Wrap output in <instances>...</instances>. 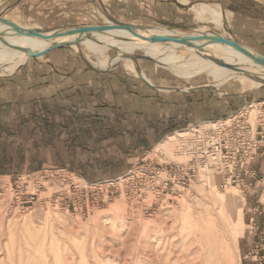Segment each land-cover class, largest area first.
Returning <instances> with one entry per match:
<instances>
[{
  "label": "rangeland",
  "instance_id": "rangeland-1",
  "mask_svg": "<svg viewBox=\"0 0 264 264\" xmlns=\"http://www.w3.org/2000/svg\"><path fill=\"white\" fill-rule=\"evenodd\" d=\"M178 1L185 9V19L191 21L183 29L163 24H137L136 28L215 34L264 55V0L254 2L259 9L251 0L248 8L240 6L246 22L239 29L228 16L232 5L221 0ZM72 3L71 9L60 0L48 4L45 11L55 12L50 17L4 18L46 33L124 24L111 17L108 2ZM214 13L220 14V24ZM0 33L16 34L6 25H0ZM89 38L99 44L93 35ZM184 48L173 51L175 65L180 67L178 72H193L197 65ZM65 51L99 73H118L142 83L138 72L143 75L144 71L155 88L201 89L229 98L237 106L222 117L164 130L143 147L128 145L111 159L95 157L101 149L97 142L92 143L93 153L85 142L78 145L75 139L68 142L72 151L59 146L57 157L41 152L38 159H8L4 156L8 147L0 143L4 153L0 151V176L8 182L17 175H31L39 182L38 195L26 213L0 212V264H264V163L258 154L254 162L242 166L244 148L237 139L246 134L257 141L264 131V102H240L242 97L262 91L264 85L253 88L237 75L220 83L206 72L185 78L170 64L145 57L141 51L130 56L136 63L135 73L126 71L125 60L107 69L95 66H105L119 54L118 49L96 45L92 52L89 45L79 44ZM251 69L264 74L254 64ZM233 118L237 131L231 128L218 136L219 132L207 129L223 122L231 125Z\"/></svg>",
  "mask_w": 264,
  "mask_h": 264
},
{
  "label": "crops",
  "instance_id": "crops-1",
  "mask_svg": "<svg viewBox=\"0 0 264 264\" xmlns=\"http://www.w3.org/2000/svg\"><path fill=\"white\" fill-rule=\"evenodd\" d=\"M60 1L70 9L73 7V0ZM101 1L108 2L111 17L124 24H163L183 29L191 22L185 19V9L178 0ZM56 2L0 0V17L10 15L28 20L50 17L54 11L49 8L45 11L46 6ZM248 2L221 0L224 5H232L233 11L228 16L238 29L246 22L240 6L248 8ZM254 2H261L251 0L253 7L259 9ZM65 50L29 60L15 74L0 78V143H4L3 148L8 147V153L0 151L8 159L16 156L38 159L41 152L47 157H57L58 147L72 151L74 148L68 142L75 139L77 144L85 142L88 151H92V143H100L95 157L111 159L119 157L128 145L143 147L159 138L164 130L191 125L197 119L222 117L237 106L229 98L221 99L201 89L190 92L159 89L118 73H99ZM242 101L264 102V89L242 97ZM13 142L17 143L15 147ZM25 142L28 144L23 150ZM81 147L84 154V146Z\"/></svg>",
  "mask_w": 264,
  "mask_h": 264
},
{
  "label": "bare ground",
  "instance_id": "bare-ground-1",
  "mask_svg": "<svg viewBox=\"0 0 264 264\" xmlns=\"http://www.w3.org/2000/svg\"><path fill=\"white\" fill-rule=\"evenodd\" d=\"M203 12V11H202ZM204 13V12H203ZM215 14V21L220 24V14ZM211 15V14H210ZM0 25H6L0 23ZM109 25V24H108ZM112 25V24H110ZM8 26V25H6ZM12 32L16 33L10 26H8ZM136 32L142 37L149 38L154 35H169V36H184L186 34L183 33H176V31H171L162 28H152L148 30L137 29ZM210 34V33H207ZM0 76H6L5 73L9 75L14 73L17 69H20L28 61V55L26 50H33L36 52L42 51L51 45L59 42H67L74 44L78 36L73 37H65L62 39L55 40V42H46L44 40H40L37 38H28L23 36H18L16 34L11 35H2L0 33ZM94 38H96L99 42L96 43L92 39L86 37L82 38L81 44L89 45L90 51L94 52L96 50V45L104 46L108 49H118L119 54L111 59L109 63L105 66H100L96 64V67L101 69H107L112 66L117 65L119 60H125L128 64L124 65L126 71L135 73L136 70L134 69V64H136L130 56L134 54L135 51H141L145 57H149L152 59H159L161 63H167L172 66V68L178 72L175 62L173 51L175 49L185 47L192 53V58L195 61V65L197 68L193 72H178L180 76L185 78H194L198 74L202 72H206L208 75L213 77L220 83H223L228 78L233 76H239L244 79L250 84L251 87H258L262 85V81L264 80V74L254 71L251 69V66L254 64V61L246 57L245 55L241 54L240 52L236 51L232 47L224 46V45H207V42H199L196 43V46H204L203 50L199 51L195 47H189L184 45H179L175 43L170 44H152L148 41L142 40L137 36L133 35L130 31L121 29V30H114L110 32L104 33H94L92 34ZM198 35V34H196ZM113 38V39H110ZM104 44V45H100ZM76 47V45H73ZM100 48V47H99ZM184 48V49H185ZM183 49V48H182ZM253 54L254 51L249 49ZM217 53H220L222 56L220 57ZM207 57L216 58L220 61L228 65H232L234 67L239 68L242 71H245L247 74L239 73L234 70H230L224 67H221L208 59ZM125 63V62H124ZM258 66V65H256ZM105 67V68H104ZM260 67V66H259ZM262 68V67H261ZM264 69V68H263ZM139 74V72H138ZM250 75L254 77V79L248 78L246 75ZM142 75V74H141ZM139 76V75H138ZM144 76V77H143ZM143 78L147 80L150 85H153L152 82L144 73L143 71ZM245 89V88H244ZM186 264V263H185Z\"/></svg>",
  "mask_w": 264,
  "mask_h": 264
},
{
  "label": "water",
  "instance_id": "water-1",
  "mask_svg": "<svg viewBox=\"0 0 264 264\" xmlns=\"http://www.w3.org/2000/svg\"><path fill=\"white\" fill-rule=\"evenodd\" d=\"M0 23L10 26L17 33L18 36H23V37H28V38H37L40 40H44L46 42H55V40L62 39L65 37L78 36V39L74 44L67 43V42H59V43H55V44L51 45L50 47H48L42 51H39V52H36L33 50H26V53L28 55V60H34V59L42 58V57L46 56L47 54H49L55 50L72 47L73 45L77 46V45L81 44L80 39L86 38V37L89 38V36L94 34V33H104V32H110V31H114V30L125 29V30L130 31L133 35L137 36L138 38L145 40V41H148L152 44L175 43V44H179V45L195 47L199 51L203 50V48L205 46V45L196 46L195 44L199 43V42H207V45L219 44V45L232 47L236 51L240 52L241 54L245 55L246 57H248L249 59L254 61V63L256 65L264 68V55H261V54L256 53V52H255V54H253L248 48L242 46L241 44H239L233 40H229L225 37L215 35V34H198V35L192 34V35H184V36L154 35L152 37L145 38L136 32V30L138 29V28H136V26L128 25V24H112V25L106 24V25H102V26H83V27H78V28H73V29H68V30L46 33L40 29H34V28L27 29V28L17 24L16 22H14L12 20H8V19H5L3 17H0ZM207 58L210 59L211 61H213L214 63H216L217 65L221 66V67H224V68H227L230 70H234V71H237L239 73L247 74L245 71H242L239 68L234 67L232 65H228V64L224 63L223 61H220L216 58H212V57H207ZM138 75H139V78L144 83L151 86L142 77L140 72ZM261 83H262V85H264V80Z\"/></svg>",
  "mask_w": 264,
  "mask_h": 264
},
{
  "label": "built area",
  "instance_id": "built-area-1",
  "mask_svg": "<svg viewBox=\"0 0 264 264\" xmlns=\"http://www.w3.org/2000/svg\"><path fill=\"white\" fill-rule=\"evenodd\" d=\"M235 120L236 118H233V124L231 125H229V121L220 123L219 125H209L207 129L208 131L219 132L218 136H220L223 132L226 134L228 130L233 128V126L235 125ZM233 129L236 130L235 128ZM237 139L244 148V151L241 155L242 166L247 163V167L248 162H254L258 154H260L264 163V131L260 133V139L257 141L250 139L246 134H242ZM230 157H232V155ZM229 163H231V165H234L235 159ZM246 171L249 172L247 169ZM250 173L252 175H255V173H252L251 171ZM37 185H39L38 180L35 177L33 178L31 175L28 177L17 175L8 182L0 176V212L6 210V212L8 211L9 214H12L14 216L23 215L24 213H26V211L31 207V204L38 195L36 193ZM26 197L27 199L25 200Z\"/></svg>",
  "mask_w": 264,
  "mask_h": 264
}]
</instances>
